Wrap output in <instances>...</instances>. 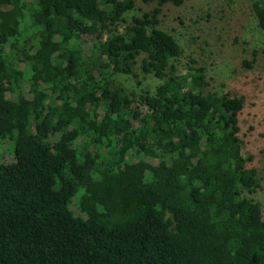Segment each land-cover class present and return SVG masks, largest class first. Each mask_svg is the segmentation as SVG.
<instances>
[{
	"label": "trees",
	"instance_id": "obj_1",
	"mask_svg": "<svg viewBox=\"0 0 264 264\" xmlns=\"http://www.w3.org/2000/svg\"><path fill=\"white\" fill-rule=\"evenodd\" d=\"M184 1L18 0L0 27V264H264L244 97L207 91L160 26Z\"/></svg>",
	"mask_w": 264,
	"mask_h": 264
},
{
	"label": "rangeland",
	"instance_id": "obj_2",
	"mask_svg": "<svg viewBox=\"0 0 264 264\" xmlns=\"http://www.w3.org/2000/svg\"><path fill=\"white\" fill-rule=\"evenodd\" d=\"M151 6L136 0L131 14L139 15ZM159 18L160 26L183 49L178 65H193L190 59H194L205 67L207 91L244 97L239 113L242 154L252 156L249 164L257 170L260 188L255 197L264 216V30L258 27L250 0H185L179 6H162ZM139 78L140 88L130 75L119 74L116 81L138 93L158 83L152 75L139 74ZM2 153L6 160L7 152Z\"/></svg>",
	"mask_w": 264,
	"mask_h": 264
},
{
	"label": "water",
	"instance_id": "obj_3",
	"mask_svg": "<svg viewBox=\"0 0 264 264\" xmlns=\"http://www.w3.org/2000/svg\"><path fill=\"white\" fill-rule=\"evenodd\" d=\"M21 15L18 0H13L10 9L0 11V27L8 31L16 23L17 17Z\"/></svg>",
	"mask_w": 264,
	"mask_h": 264
}]
</instances>
